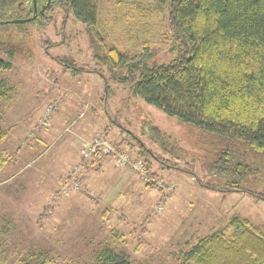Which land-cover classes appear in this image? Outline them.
Returning a JSON list of instances; mask_svg holds the SVG:
<instances>
[{"label": "rangeland", "instance_id": "1", "mask_svg": "<svg viewBox=\"0 0 264 264\" xmlns=\"http://www.w3.org/2000/svg\"><path fill=\"white\" fill-rule=\"evenodd\" d=\"M37 3L41 8L43 0ZM162 3L99 0L97 32L60 7L31 21L0 23V57L12 62L0 70L6 94L0 123L7 133L0 140L6 161L0 169V264H89L106 246L130 264H190L183 251L213 231L231 234L233 217L264 231V199L201 184L232 182L233 175L215 171L216 159L226 149L244 153V141L182 121L114 78L126 69L108 62L111 44L147 47L159 63L176 56L169 52ZM29 4L0 0V14L9 16L0 19L29 17ZM17 5L26 8L14 14ZM68 63L82 70L72 72ZM152 126L164 133V149L146 132ZM95 139L102 142L97 152ZM126 154L130 162L119 164ZM248 155L258 169L245 172L239 184L260 192L264 153Z\"/></svg>", "mask_w": 264, "mask_h": 264}, {"label": "trees", "instance_id": "2", "mask_svg": "<svg viewBox=\"0 0 264 264\" xmlns=\"http://www.w3.org/2000/svg\"><path fill=\"white\" fill-rule=\"evenodd\" d=\"M98 1L50 0L46 14L60 7L66 14L73 12L90 31L97 32L103 23ZM159 1L163 2L162 11L168 7L166 37L170 40L169 52H176V56L159 63L156 52L147 47L130 51L111 44L107 48L108 62L114 69H126L114 78L129 82L134 93L182 121L243 140L247 149L244 153L222 150L215 163V171L233 175V181L225 187L201 184L225 191L246 190L264 199V189L257 192L239 184L245 172L258 169V161H249L248 154L257 157L264 153V0ZM0 18L9 16L0 14ZM2 50L4 43L0 42ZM6 52L13 54L12 50ZM68 67L72 72L82 70L69 63ZM11 68L12 62L0 57V70ZM4 87L0 79V98L6 96ZM146 132L165 148L161 129L152 126ZM6 134L0 123V140ZM4 162L0 155V169ZM148 166L151 168V163ZM230 224L234 226L231 234L220 229L201 237L183 251L182 259L190 264H263L262 228L239 217H233ZM89 264H130V261L106 246Z\"/></svg>", "mask_w": 264, "mask_h": 264}, {"label": "built area", "instance_id": "3", "mask_svg": "<svg viewBox=\"0 0 264 264\" xmlns=\"http://www.w3.org/2000/svg\"><path fill=\"white\" fill-rule=\"evenodd\" d=\"M101 144H102V142H101L100 140L95 139V140L91 143V145H92V151H93V152H97L98 149L100 148ZM105 149H106V148H105ZM105 149H104V152H105V153H109V152H111L109 149H108L107 152H106ZM86 151H87V150H85V152H86ZM128 162H130V160H129L127 154H126V155H119V156H118V163H119V164H121V165H125V164H127ZM134 164H135V166H136L137 168L141 169V171L144 173L145 168H144L142 162H140V161H136V162H134Z\"/></svg>", "mask_w": 264, "mask_h": 264}, {"label": "water", "instance_id": "4", "mask_svg": "<svg viewBox=\"0 0 264 264\" xmlns=\"http://www.w3.org/2000/svg\"><path fill=\"white\" fill-rule=\"evenodd\" d=\"M49 3H50V0H48V2L45 5H42L40 10H38L37 0H33V6H34L33 15L26 17V18H16V19L7 20V21H3L0 19V23H6V22L23 23V22L31 21L38 16H43V14L45 13V10L48 7Z\"/></svg>", "mask_w": 264, "mask_h": 264}, {"label": "flooded vegetation", "instance_id": "5", "mask_svg": "<svg viewBox=\"0 0 264 264\" xmlns=\"http://www.w3.org/2000/svg\"><path fill=\"white\" fill-rule=\"evenodd\" d=\"M33 0H30V4H29V6L26 8V7H20L19 5H17V9H13V12H14V14H18V13H21V10H23V9H25L26 8V10H24V12L26 13V14H28V13H30V15H28V16H31V15H33V10H34V6H33ZM45 4V2H43V5ZM37 7H38V3H37ZM38 10H40V7H38ZM32 11V12H31ZM10 20V19H9Z\"/></svg>", "mask_w": 264, "mask_h": 264}, {"label": "crops", "instance_id": "6", "mask_svg": "<svg viewBox=\"0 0 264 264\" xmlns=\"http://www.w3.org/2000/svg\"><path fill=\"white\" fill-rule=\"evenodd\" d=\"M66 142V146H68V142L67 140L65 141ZM69 143H74V141L70 140ZM67 148V147H66Z\"/></svg>", "mask_w": 264, "mask_h": 264}, {"label": "bare ground", "instance_id": "7", "mask_svg": "<svg viewBox=\"0 0 264 264\" xmlns=\"http://www.w3.org/2000/svg\"><path fill=\"white\" fill-rule=\"evenodd\" d=\"M37 18V17H36ZM7 21V20H6ZM6 23H10V22H6Z\"/></svg>", "mask_w": 264, "mask_h": 264}]
</instances>
